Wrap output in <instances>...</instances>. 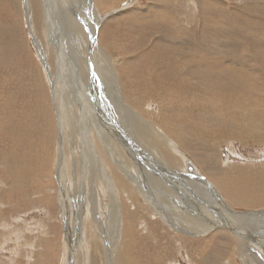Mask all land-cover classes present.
Listing matches in <instances>:
<instances>
[{
    "label": "rangeland",
    "instance_id": "rangeland-1",
    "mask_svg": "<svg viewBox=\"0 0 264 264\" xmlns=\"http://www.w3.org/2000/svg\"><path fill=\"white\" fill-rule=\"evenodd\" d=\"M69 1H73V0H67V1L66 0L65 1L64 0L63 1L61 0H36L37 4H34L33 0H30L29 4L26 0H0V27H3V28L6 27V29L9 30V34L3 36L2 38L4 39H1L3 45L7 42L8 49L3 48L2 50H0V65H2L0 66V264H68L67 256L69 258L68 251L70 247L69 236L71 238L72 235H73L72 236L73 239L71 243H73L74 246H76L75 259L77 258L78 260L77 264H96V259L94 256H96L98 259L97 264H102V262L104 264H111V263L121 264L118 259V253L116 252V250L115 251L113 250V246H114V241L116 240L117 247L118 249H120L121 244H123V241H124L122 231L125 230V227H127V224L126 222L122 223L121 221L119 224L120 231L116 233H112L109 230V226L111 225L112 221L117 222L116 218L114 220L111 219L110 214H109L112 198L115 200L117 205H119V211H118L119 216H120L119 218L123 221H127L128 219L133 220L131 227L132 228L134 227L133 236L135 239H137V242L134 243V246H132L130 251L133 255H135L138 261L137 264H249L247 261H250V260H251V264H264V247L263 246L257 243L251 242V245L248 247V249L243 250L241 248L240 242L237 241L234 237V232L237 234H240L246 240H248L250 237H254L257 235H264V194L261 193V192H264V179H262L264 177L263 176L264 171H262L264 170V167H263L264 166V143L263 142L259 143V142H252V141H249V142L242 141L241 139H236V140L235 139H227V140L225 139L224 141H222L223 143L219 142L216 145L217 147H220V148L222 146V149L224 150V151L221 150L222 151L221 158L218 159L219 163L224 162L225 164H228L227 166L229 167H231L234 163L235 164L233 166H239V167L251 168L253 166V168L261 170L262 173H260L258 176L255 177L256 179L262 181L260 183V193L251 196L250 200L247 203H244L241 201H237V202L234 201L232 198L227 196L226 193L222 189H220L221 187L218 185L217 181L214 180L213 176L220 175L221 173L219 172L218 169L215 168L213 163H210L207 160L209 159V154L211 153L210 152L211 150L208 148L206 149V147L203 146L202 143H200L201 141L199 139H197L193 135L191 136L189 135L190 139L188 138L189 140L188 147L183 148L179 145L178 147L179 149L181 150L185 149L186 154L188 152L187 156L191 159V161H187V164H188L187 165L188 167L186 166L187 168L183 166L185 170L181 168H175L177 173H174L175 169L170 170L168 168L169 173L172 175V181L174 180L173 182L175 183V180H177L175 183L177 194L173 196L170 195V199L172 198L171 203L173 202L175 203L176 200H178L179 196L185 197L183 199L179 197L180 199H182L181 203L185 205L184 207L182 206L181 207L184 208V210L187 211L188 213L190 211L189 213L190 215H195V216L204 217V218H210L213 216V213L211 211H208V209H205L207 211L205 212L204 209L203 211L201 209H198L197 205H194V202L196 201V199L198 200V202L200 201L198 198H196V195H195L196 193L194 194L193 191L191 190L188 191L186 187L184 186V184L181 182V179L179 177L181 178L184 177L188 180H192V181H189L190 184L192 183L197 184V182H199L200 185L202 184L203 186L202 185L201 186L203 190L206 192L207 196L210 199H212L211 196H213L212 201L216 203L218 202V198L216 197V191L214 190L218 189L219 190L218 193L220 195H223L221 197L226 199V201L233 208L234 211L237 210V212H244L246 214L249 213V216H250L249 217L250 219L246 222V224H244L245 226L244 225L237 226L238 228L237 230L231 229V228L229 229L225 227H222V228L218 227L206 234L195 235V234L187 233V234H184L185 235L184 237H181L179 234V231L178 230L176 231L173 227L169 226L168 225L169 223L167 222L166 219L161 217V215L154 214V212L151 210L149 206V203H148L149 201L145 198V195H142L137 189V187L145 189L143 191L145 192V194L146 193L148 194V196L146 194L147 197H150V196L152 197L154 195L156 199V194L158 192V189L156 190L155 188H157V185H158L157 181L159 179L158 177H156L158 180L156 178H152V182H150L151 177L149 176V172L153 171L155 176H158V174L160 176V174L163 172L161 170V168L163 167L160 168L157 165H153L154 166L153 169L149 167V166H152L151 164L152 160L151 158H149L150 152L146 151V149L143 148V146L140 143H137L138 145L137 149L138 151H141V152L145 150L146 156L144 154H141V152L138 153L139 159H138V162L137 161L136 162L139 168L137 164L135 165L129 164L128 167H125L123 164V161L117 159L118 157L116 158L115 155L119 154V152H118V147H116V150H115V147L114 148L112 147L114 145L113 142H116L117 145H119L120 147L122 146L125 149H127L125 147L127 146L129 150L133 151L134 153L136 152V148L131 146L130 140L124 134V130H126V127H125L126 122L124 119L122 109H120L118 104H116V102H114V100L111 98L112 94L110 93V91H108V88H106V83L103 82L104 80H99L97 78L96 73H94L95 76H93L92 74H89V78L90 77L92 78V83H91V79H89V83L87 81V84H90V85L86 87L88 88L87 90H89L87 95L90 99L89 107L91 109L88 108L89 114L88 116L86 115V118H87L86 125H84L85 120H83L84 116H82L81 111H80V114H81L80 116L82 118L80 117L79 119H82L81 126L84 127V129L83 127H81V130L88 132V135H89L88 141L90 143L91 148L93 147L92 148L93 152L96 150L97 151V152L95 151L96 154L98 153L96 155V160H97V163L99 164V170L101 172V173L99 172L100 178L104 183L107 181V184L105 183L106 187L103 188V191L102 189L100 190V188L98 189V185L95 182L93 184L90 182L91 187L88 188L89 195H93V197L96 196V198L94 199L95 202H92L91 204L92 206H90V211L88 215L93 214L92 218L96 217L97 222H101L99 225L100 231L97 232V234L99 237L98 238L99 247H100L99 249L102 251V253L93 255L95 246L92 245L91 240H90L93 229L89 228L88 226L87 218H89V216L87 217L86 214H83L80 211L81 207L84 206L83 211L85 212V204L84 205L80 204L81 202L80 198L77 199L76 201L71 200L72 205L70 207L71 209L72 208H75V209H72V213L70 217V214L63 212V208H62V204L60 200L62 196L67 197L69 192L71 193L73 192V190L75 191L74 188L77 186H78L77 191L78 193L80 191V195H81L80 189L84 188V191H86L85 186L87 185L85 183V180H83V174H82L83 169H80L81 173H79L80 174L79 178L78 176L76 177L74 165L72 162L69 161L68 157H66L65 160L62 161V166H64L63 171L61 173L58 171V159L60 158L62 160V157H60V150H59L60 145L57 142L58 138L56 134L57 129H60V125L57 124L58 122L56 121L58 120V118H62V114L58 111V108L56 105H53L52 112L48 114H45L41 111V108L44 106L46 101L50 102L47 95L51 93V88L53 86V80L51 78L52 76L54 77V75H56L57 77L58 76L60 77V81H59L60 83L58 85L59 89H62L61 87L68 88L67 93L66 91H63L64 95L72 96V94H75V92H77V90L80 87L79 86L80 76H81L80 69L83 64H81L80 59H76L75 56L82 55L83 53H82L81 47H80L81 50L80 48L79 50L76 48L75 42H72L74 41V39H72V37L69 35L70 32L68 29L69 27L67 25V17L65 16L66 11L68 13L71 11L72 16L74 17L79 16L82 18L81 20L83 21L82 22L83 28L85 31L89 33L88 36L90 37V39L92 37L94 38L93 25L95 23L98 24L99 30L97 29V38L100 37L103 43H105V47L111 50V51L108 50V52L116 56V65L120 69L119 70L120 72L119 80H120V84L122 86L123 91L126 92L127 90L126 93L127 94L130 93V95L131 93L132 95H134L135 93L137 96H141V97L148 96L145 98L146 99L145 104L151 105L153 109L157 110L161 106H162L161 108H163V105L161 104V100L158 99V95L155 92L154 86L158 82V80H157V75H155L156 73L153 74L154 71L152 68L153 63H154V65H156L157 67L159 66L158 70H160L163 66V61H159L160 63L157 61L155 62V60H151L149 56L162 55V52L157 50L158 48H156V46L154 45V42L157 41L154 39L158 37V39L162 40L164 39V37L167 38L168 35L170 37L168 36L167 39L165 38L164 40H162L163 41L162 47H163V51L166 50L165 53H169L173 57L174 60L178 62L179 60L180 61L186 60L187 68H192L193 70L195 69L197 73H199V70H202V71L205 70V73L207 74V76H210L213 73H218L219 74L218 77L225 80V83L227 84L232 83V81H236V83L240 84L238 87L242 89L243 92H245L244 93L246 96L245 99L248 104L250 103V98L248 96L249 94L247 90L252 84H253L252 86L256 85L258 87V94H259L258 97H261L260 99H262L264 102V66H263L264 45H262L264 43V38H263L264 37V33H263L264 32L263 31L264 29V23H263L264 22V11H263L264 10V0H259V1L258 0H249V1L248 0H229V1L228 0H217L218 3L220 2L219 4H217L216 0L215 1L214 0H204V1L196 0L197 2H195V0H189V1H186V0H167V1L166 0L165 1L164 0L163 1L154 0V2L153 0H123V1L104 0V2L110 3L112 5H110V7H105V9H103L100 6L98 7L102 11L101 18L103 20L95 16L93 12V9L95 7L94 2L88 7V3H85V1L83 0L81 2H79L80 0L78 2L77 0L75 2H69ZM221 1H224V2L222 3ZM246 1H248V3H246ZM31 2H33L32 4L34 5L36 9V13H37L36 17L33 15V18H32L33 25H30V20H28V15L26 16L24 12L25 7L29 11L33 9L31 8L32 7ZM244 2L246 6H244L245 5ZM62 3H66L67 5L63 6ZM194 4L196 5L194 6ZM188 5H189V9L187 8ZM46 6L48 7V9L45 8ZM86 8L88 10H86ZM158 8H162V9L164 8V10L167 11L168 13L167 16L170 18V20L161 19V17L157 13V10H155ZM45 12L49 13V17L45 19L47 20L46 23L44 21ZM88 12H91L92 19L86 17V14ZM33 13H35L34 9H33ZM141 13L143 14L141 15ZM135 14L136 15L139 14V16H135ZM81 15L82 16L84 15L85 18H83ZM181 16H183V18L186 19V21L182 19ZM88 19L91 20L93 24H90L88 22ZM251 19L252 20L254 19V21H251ZM154 20H155V24L153 23ZM193 21L195 22L193 23ZM255 21H257V23ZM178 23L182 25L185 24V25L181 26ZM176 26L177 27L181 26L180 27L181 29L177 28ZM170 27L174 31L169 30ZM176 28L178 29L179 32H177ZM255 28L258 30H256ZM183 29L184 30L186 29V30L184 31ZM168 30H169V34H168ZM33 32H34V35H33ZM170 32H172V34ZM206 32H208V34ZM186 33H188L189 35ZM215 33H216V37H215ZM142 35L145 36L144 37L145 39L143 38ZM21 39H23V41ZM166 40L168 41L166 42ZM172 40L176 41V43L178 41L177 46L175 42H172ZM137 42L139 43L140 46L138 45ZM180 44L189 45V47L191 46L190 47L191 49H189V47H187V50H185L186 47L180 48V46L178 47V45ZM213 44H214L215 49L213 47ZM14 45L16 46L14 47ZM203 45H206V46H203ZM258 45H260L261 47ZM122 46L123 47L125 46V47L123 48ZM164 47H166V49ZM179 48L181 50H179ZM211 48H213L214 50ZM257 48H259V50H257ZM260 48L262 51L260 50ZM169 49H171L172 51L174 50V51L172 52ZM205 49H206V52H205ZM216 49L217 51H215ZM254 49L256 51H254ZM134 50H136L138 54ZM200 50H203V51H200ZM78 51H80L81 53H79ZM175 53L178 56L174 55ZM204 53H205V56H204ZM91 54L92 53L90 52L89 57L91 56ZM82 56H84V54ZM186 56H189L188 57L189 59H187ZM21 57L23 58L21 59ZM210 57L215 58V59H220V61L223 63H226V62L229 63L231 59H235L239 61L238 67L240 68V71H241L240 74L233 73V70H230L229 68L225 70H223V68L218 69L208 60ZM220 57H222L223 59H221ZM137 59L138 61H136ZM60 61H63L64 63L63 69L60 66ZM125 61H127L128 63ZM147 61H150V62H147ZM189 61H192V62H189ZM144 62H146L147 64ZM243 62H246L248 64L252 63L257 70L259 69L258 72L254 74L253 71H249ZM71 63L73 64V66H71ZM194 63L196 66L194 65ZM150 64H151V67H150ZM223 67H226V66H223ZM75 68L77 69V72H75ZM245 74L247 75V77H249L248 78L249 81L245 77ZM73 77H75V79ZM175 78L176 77H174L173 79L174 81L176 80ZM125 79H127L129 82ZM149 79H151V81H149ZM243 79H246V80H243ZM62 81L63 82L65 81V83L61 84ZM129 85H132V86H129ZM169 85L170 83L168 84L167 87L164 85L165 87L161 90V92H164V91L165 93L168 92L167 89L171 88ZM123 86L125 89L123 88ZM128 87L131 90L128 89ZM152 91L156 95L153 94L154 95L153 96L151 94ZM137 93H139L140 95ZM18 95H21L20 99ZM9 97L14 98L10 107L7 105L10 102ZM151 97L153 98L151 99ZM40 101L42 103H39ZM132 103L133 102H131V104ZM174 104H176V102H174ZM132 105H133L132 107L134 108V110L136 109L138 112H141L143 116L147 118V115L144 112L145 110L142 107L134 103ZM96 107L98 108V110ZM134 110L130 112L129 107H128L126 109L127 116L131 117L132 119H135L136 112ZM170 110H172V113L169 114L168 112V114L170 116L174 115L173 117L175 118V115H177L176 110H174L173 108H171ZM93 112L95 113V115H93L94 114ZM89 118L92 120H89ZM98 121L100 123H97ZM197 121H200L199 117L197 118ZM4 127H10L8 128V132L4 133V130H3ZM96 127L98 128L96 129ZM184 127H185V130L188 131V127L186 126V124ZM47 130H54V134H53L54 144L52 145V143H50V145L52 146H49V147L46 146V143L49 142V140H51V137L48 135L50 133ZM112 136H113V139H112ZM104 137L106 138L108 137L107 139L109 140V142L108 141L104 142L103 141ZM41 138H45V139H41ZM201 145L203 148L201 147ZM196 153H198V155H196ZM203 154L205 157L202 156ZM211 154H213L212 157L214 158V161H217L216 155L214 153H211ZM132 155L134 156V154ZM150 155L152 159L154 156L155 161L160 160L158 156H155L156 154L150 153ZM206 155L208 156L207 159H206ZM147 161L150 163H148ZM101 163L104 166H102ZM189 163L193 165H190ZM145 165L147 168L145 167ZM220 165L222 166V164ZM210 168L213 170L210 171ZM142 169L143 170L147 169L149 172L147 171L148 172L147 173L146 170L143 171ZM14 171H17L16 174L13 173ZM113 172H116L119 176L123 177V179H126L125 181L127 185L129 186L131 185L130 186L131 191L138 198L136 197L134 198L133 194H128V197L132 196L131 197L132 199L130 197L129 198L126 197L127 195L124 196L122 194V192L115 186V184L111 180V176L112 175L114 176ZM142 173H143V177L141 175ZM108 174L110 176V182H109V178L107 177ZM126 176L129 177L130 179L127 178ZM144 176L146 177L144 178ZM114 178H116V176ZM103 179L106 181H104ZM136 179H138L139 182L141 183H138ZM68 180H69V187L66 186L67 184L66 181ZM153 181H155L154 182L155 184L153 183ZM206 186H209V187H206ZM154 189L155 191H153ZM186 197H188V199ZM208 197L206 198V201H209ZM96 199L100 203L97 202ZM136 199L138 203H141L142 209H140L139 206L137 208L135 207V203H134L135 201L133 200H136ZM237 204L238 205L240 204V205L238 206ZM130 207L131 208L133 207V208L131 209ZM160 208L161 209L157 207V210H160V211L163 210V207L161 205H160ZM131 210L135 213H138L139 218L137 219L132 218L130 213H128ZM165 212H168V211H164L162 213H165ZM157 216L159 219L157 218ZM67 217L69 219H67ZM66 221H69V224L67 225V227L65 225ZM70 221L73 223V225L77 224V230L72 235L69 232L68 237L66 238L68 227L71 232L74 231V227L72 228L70 227V225H72L70 224L71 223ZM169 227L172 229H170ZM80 241L84 244L83 249L79 247ZM110 248L115 252V253L113 252V256H109L110 254H108V251ZM101 257H103V260H101ZM109 257H112V261L108 260Z\"/></svg>",
    "mask_w": 264,
    "mask_h": 264
},
{
    "label": "bare ground",
    "instance_id": "bare-ground-1",
    "mask_svg": "<svg viewBox=\"0 0 264 264\" xmlns=\"http://www.w3.org/2000/svg\"><path fill=\"white\" fill-rule=\"evenodd\" d=\"M29 4L30 0H26ZM63 1V0H61ZM65 1V0H64ZM67 1V0H66ZM76 0L73 1H69V2H75ZM79 0H77L78 2ZM82 0H80L79 2H81ZM85 1V3H88V7L89 5H91L93 2L95 3V7L93 9V12L95 14L96 17L101 18L102 15V11L98 8L99 6L102 7L103 9H105V7H110V3H106L104 2V0H83ZM123 1V0H121ZM159 1V0H158ZM163 1V0H162ZM165 1V0H164ZM167 1V0H166ZM189 1V0H186ZM204 1V0H203ZM215 1V0H214ZM213 1V3H214ZM229 1V0H228ZM249 1V0H248ZM248 1H246V3H248ZM259 1V0H258ZM23 2V1H21ZM34 4L36 3V0H33ZM33 2H31V5L34 10L35 13H33V9H31V11H29L26 7H25V14L26 16L28 15V20H30V25L32 24V18L33 15L36 17L37 13H36V9L34 7V5L32 4ZM133 2V1H131ZM154 2V0H153ZM151 2V3H153ZM195 2H197L195 0ZM193 2V3H195ZM217 2V0H216ZM222 3L224 1H221ZM241 2V1H240ZM254 2V1H253ZM261 2V1H260ZM52 3V2H51ZM83 3V2H82ZM120 3V2H118ZM156 3V2H155ZM154 3V4H155ZM178 3V2H177ZM201 3V2H200ZM210 3V2H209ZM220 3V2H219ZM217 2V4H219ZM263 3V2H262ZM23 4V3H22ZM69 4V3H68ZM205 4V3H203ZM216 4V3H215ZM245 4V2H244ZM63 6H66V3H62ZM161 5V4H160ZM164 5V4H163ZM196 4H194L195 6ZM237 5V4H236ZM258 5V4H257ZM263 5V4H261ZM78 6V5H77ZM80 6V5H79ZM83 6V5H82ZM149 6V5H148ZM166 6V5H165ZM164 6V7H165ZM233 6V5H232ZM243 6V4H242ZM246 6V4L244 5ZM249 6V5H248ZM60 7V6H59ZM87 7V8H88ZM163 7V6H161ZM167 7V6H166ZM187 7V6H186ZM241 7V6H240ZM14 8V7H13ZM46 9H48V7H45ZM54 8V7H53ZM70 8V7H69ZM72 8V7H71ZM77 8V7H76ZM86 8V10H88ZM148 8V7H147ZM146 8V9H147ZM150 8V7H149ZM180 8V7H179ZM189 9V5L187 7ZM197 8V7H196ZM202 8V7H201ZM244 8V7H243ZM246 8V7H245ZM68 9V8H67ZM73 9V8H72ZM75 9V8H74ZM109 9V8H108ZM194 9V8H193ZM15 10V9H14ZM13 10V11H14ZM71 10V9H70ZM79 10V9H78ZM157 10L158 15L161 17V19H169L170 18L167 16V11L164 10V8H158L155 9ZM171 10V9H169ZM81 11V10H80ZM147 11V10H146ZM149 11V10H148ZM179 11V10H178ZM193 11V10H192ZM210 11V10H209ZM264 11V10H263ZM17 12V11H16ZM19 12V11H18ZM30 12V13H29ZM77 12V11H76ZM75 12V13H76ZM83 12V11H82ZM81 12V13H82ZM153 12V10H152ZM194 12V11H193ZM227 12V11H226ZM51 13V12H50ZM138 13V12H137ZM136 13V14H137ZM146 13V12H145ZM144 13V14H145ZM155 13V12H154ZM180 13V12H179ZM202 13V12H201ZM239 13V12H238ZM15 14V13H14ZM31 14V15H30ZM135 16H139L136 15ZM143 13H141L142 15ZM170 14V13H169ZM172 14V13H171ZM187 14V13H186ZM214 14V13H212ZM47 15V17H46ZM79 15V14H78ZM156 15V16H158ZM209 15V14H208ZM45 16V17H44ZM44 21L46 23L47 20H45L46 18L49 17V13L45 12L44 15ZM65 16L67 17V25H68V29L70 32V36L72 37V39H74L76 48L79 50V48H82V53L84 54V56L82 55H76V59H80V62L82 65L81 69H80V87L77 90V92H75V94L71 95H64L63 91H66L67 93V87H61L62 89H59L58 85H59V81H60V77L58 79V77L56 75H54V77L52 76V80H53V86L51 88V93H49L48 98L50 100L46 101V103L44 104V106L41 108V111L45 114H48L50 112H52L53 110V105H56L58 108V111L62 114V118H58V120L56 122H58L57 124L60 125V129H57L56 134H57V142L60 145V157H62V160L59 158L58 159V171L61 173L63 171L64 166H62V161L65 160L66 157H68L69 161L73 163L74 165V169H75V173H76V177L78 176L79 178V173L80 169H83L82 174H83V180H85V183L87 186L86 187V191H84V188L80 189L81 190V195H80V191L78 193L77 189L78 186L75 187V191L73 190V192H69L68 190V196H62L61 197V204H62V208H63V212L70 214L71 217V213H72V208L71 209V205L72 202L71 200H77V199H81L80 204H85V212L83 211L84 206L81 207V212L83 214H86V216L89 218H87L88 220V226L89 228L93 229V232L91 234L90 240L92 245L95 246L94 251H93V255L94 254H101L102 251L99 249V237L97 232H99L100 230V223L101 222H97L96 217L92 218V215L89 214L90 211V206H92V202H95V198L96 196L93 197V195H89L88 193V188L91 187L90 182L93 184L94 182L98 185V189L100 188V190L106 187L105 183L107 184V181L105 183L101 180L100 175H99V164L97 163L96 160V152H93V147L91 148L90 143H89V135L88 132L86 131H82L81 130V126L82 119H79L82 114V116H84L85 120V124L86 125V115L88 116V108H90V99L88 97V88L86 86L90 85L87 84V81L89 83V79H91V83H92V78H89V74H92L93 76H95L94 73L97 74V78L99 80H104L103 82L106 83V88H108V91H110V93L112 94L111 98L114 100V102H116V104H118V106L120 107V109H122L123 115H124V119L126 122V130H124V134L125 136L130 140V144L132 147L136 148V152L134 153L133 151L129 150V148L127 146H125L127 149L123 148L122 146L120 147L119 145H117L116 142H113V148L118 147V152L119 154L115 155L117 159L123 161V164L125 167H128L129 164H137L138 162V153H140L141 151H138L137 149V143H140L143 148L146 149V151H149L151 154L154 153L156 154L155 156H158L160 158V160H156L153 156V159L149 153V158H151L152 162V166H149L151 169L154 168L153 165H157L161 168V170L163 171L160 176L158 174V176H155V174L153 173V171H148L147 169L146 172H149V176L151 177L150 182H152V178H156L158 177V185L157 188H155L156 190L158 189V192L156 194V199L154 197V195L151 197H147L145 192L140 187H137L138 191L142 194L145 195V198L149 201V206L151 208V210L154 212V214H158L161 215V217H163L164 219L167 220V222L169 223L168 225L173 227L176 231H179V234L181 237H184V234H195V235H199V234H206L208 232H211L213 229L215 228H231V229H235L237 230V226H243L244 224H246V222L250 219L249 217V213L246 214L244 212H237L233 210V208L228 204V202L226 201V199H224L223 195H220L218 193V189L214 190L216 191V197L218 198V202H214L212 201V199H210L206 192L203 190L202 186L200 185L199 182H197V184L192 183L190 184L189 181L192 180H188L186 178H181V182L184 184V186L186 187V189L188 191H193V193L196 195V201L194 202V205H197L198 209L201 210H205L208 209V211H211L213 213V216L210 218H204V217H199V216H195V215H190V211L189 213L187 211L184 210L185 205L182 202V199L185 197H180L179 194L178 196L182 199H180L178 196V200H176V202L171 203V199H170V195H176L177 194V189H176V181L175 183L172 181V175L169 173V169L173 170L175 168H181L184 169L187 168L188 164L187 161H191V159L187 156L186 154V150L183 149H179V145L183 148L188 147V138L190 139L189 135H193L195 136L197 139H199L203 144V146L206 147V149H210L211 153H214L217 157V161H214V158L212 157L213 154H211L209 151V159H207V155H206V159L210 162L213 163L215 168L219 170V172L221 173L220 175H214V180L217 181L218 185L221 187L220 189H222L227 196H229L230 198H232L234 201H241L244 203H247L251 196L256 195L258 193H260V183L262 181L256 179L255 177L258 176L261 172V170L255 169L253 168V166L251 168H246V167H239V166H227L228 164H225L224 162L219 163L218 159L221 158V148L217 147V143L224 141L225 139H241L242 141H252V142H259V143H264V102L262 99H260L261 97H258V87L256 85L254 86H250L248 91V96L250 98V103L248 104L246 102L245 99V92H243L242 89H240L238 86L240 84L236 83V81H232V83H225V80H223L222 78L218 77L219 74L218 73H213L210 76H207V74L205 73V70H199V73H197L195 71V69L193 70L192 68H187L186 67V60H182L179 62L174 60L173 57L169 54V53H165V51H163V47H162V43L166 37H164V39L160 40L158 39V37L154 40H157L156 42H154V45L156 46V48H158L157 50L162 52V55H151L149 56L151 60H155V62H159V61H163V66L160 70H158L159 66L157 67L156 65H154L153 63V74L156 73L155 75H157V80L158 82L155 84V92L158 95V99L161 100V104L163 105V108H159V109H153L151 107V105H146V97H141V96H137L135 93L134 95H130L127 94V90L126 92L123 91L122 86L120 84V80H119V68L116 65V56L110 54L108 52L109 49H107L105 47V43H103V41L101 40L100 37L97 38V29H98V24H94L93 25V32H94V38L92 37L90 39V37L88 36V32L84 30L83 28V24H82V18L81 17H74L71 14V11L68 13L66 11ZM82 16V15H81ZM94 16V17H95ZM145 16V15H144ZM155 16V15H154ZM180 16V15H179ZM178 16V17H179ZM83 18L84 15L82 16ZM86 17L91 18V12H88L86 14ZM182 19L183 16H181ZM185 17V16H184ZM251 17V16H250ZM39 18V17H38ZM106 18V17H105ZM150 18V17H149ZM187 18V17H186ZM194 18V17H193ZM252 18V17H251ZM27 19V18H26ZM134 19V18H133ZM137 19V18H135ZM139 19V18H138ZM175 19V18H174ZM181 19V18H180ZM15 20V19H14ZM52 20V19H51ZM85 20V19H83ZM96 20V19H95ZM101 20H103L101 18ZM141 20V19H140ZM173 20V19H172ZM171 20V21H172ZM176 20V19H175ZM186 21V19H184ZM191 20V18H190ZM39 21V20H38ZM100 21V19H99ZM133 21V20H131ZM189 21V19H188ZM251 21H254V19ZM262 21V20H261ZM35 22V21H33ZM88 22L90 24H93L91 22V20L88 19ZM98 22V21H97ZM135 22V21H134ZM192 22V21H191ZM195 21H193L194 23ZM200 22V21H199ZM232 22V21H231ZM257 23V21H255ZM86 23V21H85ZM136 23V22H135ZM152 23V22H151ZM153 23L155 24V20L153 21ZM167 23V22H166ZM170 23V22H169ZM188 23V22H187ZM226 23V22H225ZM243 23V22H242ZM264 23V22H263ZM134 24V23H133ZM179 24V23H178ZM223 24V23H222ZM260 24V23H259ZM258 24V25H259ZM38 25V24H37ZM157 25V24H156ZM172 25V24H171ZM181 26H184L182 24H179ZM189 25V24H188ZM187 25V26H188ZM195 25V24H194ZM202 25V24H201ZM254 25V23H253ZM262 25V23H261ZM35 26V25H34ZM175 26V24H174ZM173 26V28H174ZM180 26V27H181ZM249 26V25H248ZM53 27V26H52ZM64 27V26H63ZM137 27V26H136ZM165 27V26H164ZM168 27V26H167ZM177 27V26H176ZM179 26L177 28H180ZM186 27V26H185ZM250 27V26H249ZM261 27V26H260ZM169 28V27H168ZM176 28V29H177ZM206 28V27H205ZM257 28V27H256ZM255 28V29H256ZM263 28V27H262ZM163 29V28H162ZM181 29V28H180ZM219 29V28H218ZM254 29V27H253ZM251 29V30H253ZM260 29V28H259ZM99 30V29H98ZM136 30V29H135ZM140 30V29H139ZM169 30H172V28L170 27ZM169 30H168V34H169ZM184 30V29H183ZM186 30V29H185ZM184 30V31H185ZM225 30V29H224ZM248 30V29H247ZM258 30V29H256ZM50 31V29H49ZM68 31V30H67ZM143 31V30H142ZM167 31V29H166ZM174 31V30H172ZM250 31V30H249ZM264 31V29H263ZM140 32V31H139ZM176 32V31H175ZM177 32L178 29H177ZM210 32V31H209ZM251 32V31H250ZM259 32V31H258ZM19 33V32H18ZM53 33V32H52ZM138 33V32H137ZM165 33V32H163ZM167 33V32H166ZM172 34V32H170ZM182 33V32H181ZM180 33V35H181ZM208 34V32H206ZM217 33V32H216ZM216 33H215V37H216ZM264 33V32H263ZM9 34V30L6 29V27H0V50H2L3 48L8 49L7 46V42L3 45L2 40L4 39L2 38L3 36ZM12 34V33H11ZM14 34V32H13ZM144 34V33H143ZM170 34V35H171ZM179 34V33H178ZM188 34V33H186ZM205 34V33H204ZM220 34V33H219ZM252 34V33H251ZM34 35V32H33ZM163 35V34H162ZM189 35V34H188ZM195 35V34H194ZM221 35V34H220ZM250 35V34H249ZM254 35V34H253ZM143 36V35H142ZM169 36V35H168ZM167 36V38H168ZM17 37V36H16ZM145 36H143L144 38ZM161 37V36H160ZM159 37V38H160ZM170 37V36H169ZM183 37V35H182ZM254 37V36H253ZM19 38V37H18ZM166 38V39H167ZM196 38V37H195ZM264 38V37H263ZM261 38V39H263ZM16 39V38H15ZM145 39V38H144ZM172 39V38H171ZM221 39V38H220ZM257 39V38H256ZM260 39V38H259ZM18 40V39H17ZM23 41V39H21ZM52 40V39H51ZM54 40V39H53ZM114 40V39H113ZM136 40V39H135ZM152 40V39H151ZM169 40V39H168ZM166 40V42L168 41ZM198 40V39H197ZM201 40V39H200ZM219 40V39H218ZM4 41V40H3ZM59 41V40H58ZM137 41V40H136ZM135 41V42H136ZM140 41V40H139ZM142 41V40H141ZM171 41V40H170ZM209 41V40H208ZM220 41V40H219ZM112 42V41H111ZM134 42V44H135ZM164 42V43H166ZM175 42L176 41H173ZM188 42V41H186ZM207 42V41H206ZM215 42V41H214ZM235 42V41H234ZM254 42V40H253ZM124 43V42H123ZM138 43V42H137ZM148 43V42H147ZM169 43V42H168ZM182 43V42H181ZM211 43V42H210ZM221 43V42H220ZM233 43V42H232ZM256 43V42H255ZM263 43V42H262ZM48 44V42H47ZM129 44V43H128ZM144 44V43H143ZM178 44V41L176 43V46ZM203 44V43H202ZM218 44V42H217ZM236 44V43H235ZM62 45V44H61ZM74 45V44H73ZM109 45V44H108ZM139 45V43H138ZM137 45V46H138ZM169 45V44H168ZM175 45V44H174ZM201 45V44H200ZM264 45V43L262 44ZM16 45H14L15 47ZM35 46V45H34ZM114 46V45H113ZM135 46V45H134ZM140 46V45H139ZM180 46V48H184L186 47L185 50H187V47H189V45L186 44H180L178 45V47ZM206 46V45H203ZM201 46V47H203ZM208 46V45H207ZM235 46V45H234ZM242 46V45H241ZM246 46V45H245ZM260 46V45H258ZM42 47V46H40ZM111 47V45H110ZM123 47V46H122ZM125 47V46H124ZM123 47V48H124ZM142 47V46H141ZM174 47V46H173ZM191 47V46H190ZM189 47V49H191ZM193 47V46H192ZM196 47V45H195ZM214 47V44H213ZM217 47V46H216ZM256 47V46H255ZM261 47V46H260ZM263 47V46H262ZM10 48V47H9ZM80 48V50H81ZM144 48V47H143ZM166 49V47H164ZM179 48V50H181ZM199 48V47H198ZM15 49V48H14ZM38 49V48H37ZM75 49V48H74ZM128 49V48H127ZM133 49V48H132ZM145 49V48H144ZM174 49V48H173ZM176 49V47H175ZM178 49V48H177ZM193 49V48H192ZM200 49V48H199ZM198 49V50H199ZM213 49V48H211ZM215 49V47H214ZM213 49V50H214ZM249 49V48H248ZM24 50V49H23ZM64 50V49H63ZM137 50V49H136ZM136 50H134L136 52ZM141 50V49H140ZM150 50V49H149ZM156 50V51H157ZM171 50V49H169ZM212 50V51H213ZM235 50V49H234ZM243 50V49H241ZM257 50H259V48H257ZM261 50V48H260ZM20 51V50H19ZM37 51V50H36ZM41 51V50H40ZM39 51V52H40ZM111 51V50H109ZM138 51V50H137ZM168 51V49H167ZM172 51V50H171ZM174 51V50H173ZM172 51V52H173ZM183 51V50H182ZM189 51V50H188ZM203 51V50H200ZM210 51V50H209ZM217 51V49L215 50ZM254 51H256L254 49ZM262 51V50H261ZM60 52V51H59ZM64 52V51H63ZM79 53H81L80 51H78ZM92 53L91 56L89 57V53ZM115 52V51H114ZM123 52V51H122ZM130 52V51H129ZM128 52V53H129ZM142 52V51H141ZM150 52V51H149ZM186 52V51H185ZM193 52V51H192ZM197 52V51H196ZM206 52V49H205ZM232 52V51H231ZM239 52V51H238ZM21 53V52H20ZM43 53V52H42ZM137 53V52H136ZM143 53V52H142ZM159 53V52H158ZM177 53V52H176ZM174 55H177V54ZM191 53V52H189ZM257 53V52H256ZM45 54V52H44ZM131 54V53H130ZM138 54V53H137ZM153 54V53H152ZM181 54V53H180ZM203 54V53H202ZM20 55V54H19ZM60 55V54H59ZM187 55V53H186ZM221 55V54H219ZM250 55V54H249ZM11 56V55H10ZM9 56V57H10ZM16 56V55H15ZM21 56V55H20ZM40 56V55H39ZM45 56V55H44ZM178 56V55H177ZM176 56V57H177ZM205 56V53H204ZM207 56V55H206ZM247 56V55H246ZM8 57V58H9ZM123 57V56H121ZM138 57V56H137ZM147 57V56H146ZM185 57V56H184ZM187 59H189V56H186ZM198 57V55H197ZM201 57V56H200ZM209 57V56H208ZM216 57V56H215ZM227 57V55H226ZM229 57V55H228ZM243 57V56H241ZM23 57H21L22 59ZM61 58V57H60ZM126 58V57H125ZM181 58V57H180ZM206 58V57H204ZM221 59H223L222 57H220ZM12 59V58H11ZM120 59V58H119ZM144 59V58H143ZM182 59V58H181ZM185 59V58H183ZM203 59V58H202ZM208 59V58H207ZM16 60V59H15ZM18 60V59H17ZM150 60V61H151ZM214 66H216L218 69L223 68V70L229 68L230 70H233V73L236 74H240V68L238 67V63L239 61L235 60V59H231L229 63H223L220 61V59H215V58H209L208 59ZM226 60V59H225ZM24 61V60H23ZM138 61V59L136 60ZM145 61V60H144ZM147 61V62H150ZM188 61V60H187ZM198 61V60H197ZM203 61V60H202ZM223 61V60H222ZM250 61V60H248ZM9 62V61H8ZM20 62V61H19ZM127 62V61H125ZM135 62V61H134ZM153 62V61H152ZM192 62V61H189ZM17 63V62H16ZM23 63V62H22ZM74 63V62H73ZM128 63V62H127ZM146 63V62H144ZM160 63V62H159ZM196 63V62H195ZM194 63V65H195ZM200 63V62H199ZM244 65H246V68L249 71H253L254 74H256L258 72V70L255 68V66L252 63H246L243 62ZM63 64V65H62ZM90 64V66H89ZM147 64V63H146ZM256 64V63H255ZM9 65V64H8ZM22 65V64H21ZM49 65V64H48ZM199 65V64H198ZM2 66V65H0ZM60 66L63 69L64 63L63 61H60ZM71 66H73V64L71 63ZM70 66V67H71ZM75 66V65H74ZM78 66V65H77ZM130 66V64H129ZM196 66V65H195ZM226 66V67H223ZM263 66H264V58H263ZM17 67V66H16ZM47 67V66H45ZM151 67V64H150ZM198 67V66H197ZM202 67V66H200ZM260 67V66H259ZM15 68V67H14ZM121 68V66H120ZM199 68V67H198ZM123 69V68H122ZM121 69V70H122ZM146 69V68H145ZM261 69V68H260ZM11 70V69H9ZM14 70V69H13ZM128 70V69H127ZM126 70V71H127ZM135 70V69H133ZM210 70V69H209ZM211 71V70H210ZM213 71V70H212ZM49 72V71H48ZM75 72H77V69L75 68ZM79 72V71H78ZM125 72V71H124ZM137 72V71H136ZM135 72V73H136ZM146 72V71H145ZM9 73V72H8ZM20 73V72H19ZM126 73V72H125ZM139 73V72H138ZM197 73V74H195ZM122 74V73H121ZM134 74V73H133ZM231 74V73H230ZM260 74V73H259ZM125 75V74H124ZM128 75V74H127ZM24 76V74H23ZM28 76V75H27ZM26 76V77H27ZM123 76V75H121ZM126 76V75H125ZM130 76V75H129ZM145 76V75H144ZM153 76V75H152ZM236 76V75H235ZM131 77V76H130ZM146 77V76H145ZM150 77V76H149ZM148 77V78H149ZM174 77H176L175 81L173 80ZM233 77V76H232ZM245 77H247V75L245 74ZM75 79V77H73ZM72 78V79H73ZM78 78V77H77ZM128 78V77H127ZM133 78V76H132ZM137 78V77H136ZM154 78V77H153ZM240 78V77H239ZM263 78V77H262ZM65 79V78H64ZM156 79V78H155ZM154 79V80H155ZM241 79V78H240ZM63 80V79H62ZM95 80V79H94ZM127 80V79H125ZM228 80V79H227ZM239 80V79H238ZM246 80V79H243ZM21 81V80H20ZM25 81V80H24ZM39 81V80H38ZM79 81V80H78ZM77 81V82H78ZM128 81V80H127ZM149 81H151V79H149ZM153 81V80H152ZM156 81V80H155ZM249 81V80H248ZM27 82V81H26ZM129 82V81H128ZM65 83V81L61 82V84ZM77 83V84H79ZM97 83V82H96ZM133 83V82H132ZM138 83V82H137ZM140 83V82H139ZM150 83V82H149ZM170 83V87L169 89H167L168 92L165 93L161 92V90L166 86H168V84ZM259 83V82H258ZM126 84V83H125ZM248 84V82H247ZM29 85V83H28ZM34 85V84H33ZM105 85V84H104ZM148 85V84H147ZM154 85V84H153ZM165 85V86H164ZM185 85V86H184ZM246 85V84H245ZM102 86V85H101ZM132 86V85H129ZM149 86V85H148ZM30 87V86H29ZM70 87V85H69ZM91 87V86H90ZM98 87V86H97ZM105 88V89H106ZM124 88V86H123ZM151 88V87H150ZM153 88V86H152ZM191 88V89H190ZM247 88V87H246ZM4 89V88H3ZM125 89V88H124ZM128 89H130L128 87ZM131 90V89H130ZM260 90V88H259ZM26 91V90H25ZM28 91V90H27ZM107 91V90H106ZM246 91V90H245ZM21 92V91H20ZM130 92V91H129ZM255 92V93H254ZM261 92V90H260ZM15 93V92H14ZM22 94V93H21ZM109 94V93H108ZM139 94V93H137ZM151 94L153 95L154 92L152 91ZM154 94V95H156ZM169 94V96H168ZM247 94V93H246ZM262 94V92H261ZM51 95V96H50ZM74 95V96H73ZM140 95V94H139ZM144 95V93H143ZM149 95V94H148ZM153 95V96H154ZM19 99L21 98V95H18ZM50 96V97H49ZM74 97V98H73ZM156 97V96H155ZM23 98V97H22ZM153 97H151L152 99ZM7 99V98H5ZM13 97H9V104H7L9 107L11 106V103L13 101ZM131 102H133L134 104L142 107L144 110V112L147 115V118H145L143 116V114L141 112H138L136 109L134 110V108L132 107L133 103L131 104ZM174 102H176V104H174ZM8 103V102H7ZM39 103H42L41 101ZM18 104V103H17ZM32 104V103H31ZM114 104V103H113ZM35 105V104H33ZM39 105V104H38ZM43 105V104H42ZM95 105V104H94ZM102 105V104H101ZM41 106V105H40ZM98 106V105H96ZM16 107V106H15ZM18 107V106H17ZM32 107V106H31ZM36 107V106H35ZM69 107V108H67ZM95 107V106H94ZM101 107V106H100ZM129 107V111L132 112L133 110L136 112L135 113V119H132L131 117H128L126 114V109ZM30 108V107H29ZM93 108V107H92ZM97 108V107H96ZM139 108V107H138ZM171 108H173L174 110H176L177 115H175V118L173 116H170L169 114L172 113V110H170ZM19 109V108H18ZM31 109V108H30ZM29 109V110H30ZM91 109V108H90ZM119 109V108H118ZM133 109V110H132ZM15 110V108H14ZM32 110V109H31ZM36 110V109H35ZM98 110V108H97ZM80 111L82 112L80 114ZM94 111V110H93ZM119 112V111H118ZM169 112V114H168ZM175 112V111H174ZM94 113V112H93ZM98 113V112H97ZM7 114V113H6ZM15 114V113H14ZM117 114V113H116ZM95 115V113L93 114ZM117 116V115H116ZM20 117V116H19ZM96 117V116H95ZM200 118V121H197V118ZM29 118V117H28ZM36 118V117H35ZM82 118V117H81ZM97 118V117H96ZM120 118V117H119ZM22 120V119H21ZM89 120H92L89 118ZM121 120V119H120ZM123 120V119H122ZM64 123H62V122ZM106 122V121H105ZM164 122V123H162ZM91 123V122H90ZM97 123H100L99 121ZM111 123V122H110ZM105 124V123H104ZM121 124V123H120ZM185 124L188 127V131L185 130ZM89 125V124H88ZM107 125V124H106ZM123 125V124H122ZM4 126V125H3ZM8 128L10 127H4V133L8 132ZM98 127H96L97 129ZM111 128V127H110ZM121 128V127H119ZM84 129V127H83ZM108 129V128H107ZM100 130V129H99ZM98 130V132H99ZM104 130V129H103ZM106 130V129H105ZM50 134H48L51 137V140H49V142L46 143V146H52L54 144V130H47ZM12 132V131H11ZM10 132V133H11ZM188 132V133H187ZM18 133V132H17ZM104 133V132H103ZM108 133V132H107ZM119 134V133H118ZM18 135V134H17ZM13 136V135H12ZM15 136V135H14ZM106 136V135H105ZM108 136V135H107ZM100 137V136H99ZM92 138V137H91ZM101 138V137H100ZM108 138V137H107ZM106 137L103 138L104 142H109V140ZM122 138V137H121ZM41 139H45V138H41ZM110 139V138H109ZM113 139V136H112ZM93 140V139H92ZM119 140V139H118ZM115 141V140H114ZM29 142V141H28ZM46 142V141H45ZM119 142V141H118ZM199 142V141H198ZM50 143H52V145H50ZM111 143V142H110ZM223 143V142H222ZM226 143V142H225ZM241 143V142H240ZM258 143V144H259ZM92 144V143H91ZM96 144V143H95ZM120 144V143H119ZM124 144V143H123ZM128 144V143H127ZM225 145V144H224ZM223 145V146H224ZM110 146V145H109ZM230 146V145H229ZM45 147V146H44ZM202 147V145H201ZM20 148V147H19ZM124 150H123V149ZM203 148V147H202ZM200 149V148H199ZM230 149V148H229ZM142 150V149H141ZM103 151V150H102ZM129 151V152H128ZM146 151L143 150L141 152V154H146ZM191 151V150H190ZM189 151V152H190ZM204 151V150H203ZM202 151V152H203ZM206 151V150H205ZM224 151V150H223ZM53 152V150H52ZM104 152V151H103ZM207 152V151H206ZM46 153V152H45ZM101 153V152H100ZM99 153V154H100ZM195 153V152H194ZM204 153V152H203ZM104 154V153H103ZM114 154V153H113ZM134 154V156L132 155ZM148 154V153H147ZM200 154V153H199ZM230 154V153H229ZM109 155V154H107ZM196 155H198V153H196ZM227 155V154H226ZM102 156V155H100ZM137 156V157H136ZM146 156V155H145ZM200 156V155H199ZM204 156V154L202 155ZM191 157V156H190ZM201 157V156H200ZM198 157V158H200ZM205 157V156H204ZM110 158V157H108ZM148 158V157H146ZM145 158V159H146ZM157 158V157H156ZM103 159V158H102ZM101 159V160H102ZM107 159V158H106ZM105 159V160H106ZM202 159V158H201ZM49 160V159H48ZM150 160V161H151ZM108 161V160H107ZM137 161V162H136ZM140 161V160H139ZM143 161V160H142ZM149 161V160H148ZM147 161V162H148ZM196 161V160H195ZM207 161V162H208ZM222 161V160H221ZM228 161V160H227ZM233 161V160H232ZM69 162V163H70ZM113 162V161H112ZM159 162V163H158ZM202 162V161H201ZM208 162V163H209ZM239 162V161H238ZM71 163V164H72ZM110 163V161H109ZM118 163V162H117ZM144 163V162H143ZM150 163V162H148ZM200 163V162H199ZM246 163V162H245ZM250 163V162H249ZM108 164V163H107ZM106 164V165H107ZM190 164V163H189ZM205 164V163H204ZM203 164V165H204ZM222 164V166L220 165ZM102 165V163H101ZM110 165V164H109ZM119 165V164H118ZM193 165V164H190ZM207 165V164H206ZM210 165V164H209ZM263 165V164H262ZM104 166V165H102ZM138 166V164H137ZM183 166H185V168H183ZM187 166V167H186ZM212 166V167H214ZM241 166V165H240ZM261 166V165H260ZM146 167V165H145ZM167 167V168H165ZM200 167V166H199ZM223 167V168H222ZM256 167V166H255ZM264 167V166H263ZM67 168V167H65ZM105 168V167H104ZM108 168V167H107ZM114 168V167H113ZM139 168V166H138ZM144 168V167H143ZM147 168V167H146ZM159 168V169H160ZM169 168V169H168ZM206 168V167H205ZM209 168V167H208ZM134 169V168H133ZM180 169V170H181ZM99 170V171H98ZM124 170V169H123ZM137 170V169H136ZM143 170V169H142ZM143 170V171H144ZM206 170V169H205ZM213 170L210 168V171ZM131 171V169H130ZM203 171V170H202ZM264 171V170H262ZM17 171H14L13 173L16 174ZM141 172V171H140ZM147 172V173H148ZM189 172V171H188ZM215 172V171H214ZM101 173V172H100ZM114 176H111V180L112 182L115 184V186L122 192V194L126 197H128V194H133L134 193L131 191L130 186L127 185L126 183V179H123V177L119 176L116 172H113ZM112 173V174H113ZM119 173V172H118ZM137 173V172H136ZM158 173V172H157ZM156 173V174H157ZM174 173L176 172V169L174 170ZM198 173V172H197ZM207 173V172H205ZM212 173V172H211ZM103 174V173H102ZM121 174V173H120ZM146 174V173H145ZM201 174V173H199ZM218 174V173H217ZM143 177V173L141 174ZM147 175V174H146ZM184 175V174H183ZM191 175V174H190ZM196 175V174H195ZM63 176V175H62ZM104 176V175H103ZM116 176V178H114ZM130 176V175H129ZM132 176V175H131ZM264 176V174H263ZM65 177V176H64ZM63 177V178H64ZM109 178V182H110V176L108 174L107 176ZM127 177V176H126ZM146 176H144L145 178ZM193 177V176H192ZM260 177V176H259ZM129 178V177H127ZM136 178V177H134ZM194 178V177H193ZM261 178V177H260ZM106 179V178H105ZM130 179V178H129ZM155 179V180H156ZM199 179V178H198ZM264 179V177L262 178ZM261 179V180H262ZM132 180V179H131ZM130 180V181H131ZM134 180V179H133ZM139 182L138 179H136ZM195 180V179H194ZM144 181V180H143ZM67 184L66 186L69 187V180L66 181ZM111 182V183H112ZM155 181H153L154 183ZM180 182V183H181ZM201 182V181H200ZM205 182V180H204ZM145 183V182H144ZM216 183V182H215ZM76 184V183H75ZM133 184V183H131ZM136 184V183H135ZM155 184V183H154ZM90 185V186H88ZM144 185V184H142ZM146 185V184H145ZM148 185V184H147ZM150 185V184H149ZM191 185V186H190ZM214 185V184H213ZM180 186V185H179ZM183 186V188H184ZM82 187V186H81ZM84 187V186H83ZM134 187V186H133ZM132 187V188H133ZM151 187V186H149ZM153 187V185H152ZM205 187V186H204ZM209 187V186H206ZM93 188V187H92ZM211 188V187H210ZM213 188V187H212ZM216 188V187H215ZM134 189V188H133ZM149 189V188H148ZM155 189L153 191H155ZM181 189V187H180ZM185 189V190H186ZM205 189V188H204ZM71 190V189H70ZM91 190V189H90ZM98 191V190H97ZM184 191V189H183ZM208 191V190H207ZM115 192V191H114ZM136 192V191H135ZM180 192V191H179ZM187 192V191H185ZM184 192V193H185ZM74 193V194H73ZM137 193V192H136ZM209 193V192H208ZM264 194V192H261ZM115 194V193H114ZM113 194V195H114ZM138 194V193H137ZM74 195V196H73ZM194 196V195H193ZM192 196V197H193ZM75 197V198H74ZM130 197V196H129ZM128 197V198H129ZM132 197V196H131ZM130 197V198H131ZM136 196L134 195V198ZM176 197V196H175ZM190 197V198H192ZM208 197L209 201H206V198ZM215 197V196H214ZM109 198V197H108ZM133 198V199H134ZM138 198V197H136ZM188 199V197H186ZM229 198V199H230ZM98 199V197H97ZM96 199V201H97ZM132 199V198H131ZM228 199V197H227ZM122 200V199H121ZM145 200V199H144ZM190 200V199H189ZM80 201V200H79ZM118 201V200H117ZM129 201V200H128ZM135 201V207L137 208L138 206L140 207V209H142L141 203ZM131 201V202H133ZM142 201V200H140ZM173 201V200H172ZM231 201V200H230ZM99 202V201H97ZM121 202V201H120ZM192 202V201H191ZM100 203V202H99ZM109 203V201H108ZM126 203V202H125ZM144 203V202H143ZM189 203V202H187ZM233 203V202H232ZM235 203V202H234ZM123 204V202H122ZM180 204V205H179ZM132 205V204H130ZM143 205V204H142ZM160 205L163 207V210H157V207L159 209ZM234 205V204H233ZM238 205V204H237ZM240 205V204H239ZM238 205V206H239ZM248 205V204H247ZM156 206V207H155ZM182 206V207H181ZM187 206V205H186ZM109 207V206H107ZM123 207V206H122ZM131 208V207H130ZM133 208V207H132ZM131 208V209H132ZM261 208V207H260ZM97 209V208H96ZM104 210V209H103ZM127 210V209H126ZM136 210V209H135ZM203 210V211H204ZM92 211V209H91ZM97 211V210H96ZM119 205H117V203L115 202V200L112 198L111 201V207L109 210V214L111 219H115L117 220V222L112 221L111 225L109 226V230L112 233H116L118 231H120V222H126L127 227H125V230L122 231V235L124 237V241L123 244H121L120 249H118L117 247V241H114V246H113V250L118 253V259L120 261L121 264H137V259L135 257V255H133L130 251V249L132 248V246H134V243L137 242V239L134 238L133 236V229L131 227V224L133 223L132 219H128L127 221H123L121 220L119 217ZM128 211V210H127ZM164 211H168L165 213H162ZM192 211V210H191ZM194 211V210H193ZM105 212V211H104ZM205 212H207L205 210ZM79 213V212H78ZM94 213V212H93ZM98 213V212H97ZM121 213V212H120ZM128 213H130L131 217L134 219L139 218L138 217V213L133 212L132 210L129 211ZM141 213V212H140ZM148 213V212H147ZM146 213V214H147ZM192 213V212H191ZM210 213V212H209ZM107 214V213H106ZM198 214V213H197ZM206 214V213H205ZM208 214V213H207ZM209 216V215H208ZM21 217V216H20ZM114 217V218H112ZM126 217V216H125ZM149 217V216H147ZM153 217V216H152ZM123 218V217H122ZM127 218V217H126ZM129 218V217H128ZM158 218V216H157ZM191 218V219H190ZM256 218V217H255ZM67 219H69L67 217ZM84 219V218H83ZM159 219V218H158ZM72 220V219H71ZM85 220V219H84ZM99 220V219H98ZM71 222V221H70ZM81 222V221H80ZM135 222V221H134ZM157 222V221H156ZM163 222V221H162ZM138 223V222H137ZM69 224V221H66L65 225L67 227V225ZM70 227H74V231L71 232L69 230H67V235L66 238L68 237V233L70 232L71 235L76 232L77 230V224H74L71 222ZM103 224V222H102ZM109 224V223H108ZM257 224V223H256ZM122 225V224H121ZM135 225V224H134ZM162 225V223H161ZM102 226V225H101ZM245 226V225H244ZM105 227V225H104ZM103 228V227H102ZM156 228V227H155ZM167 228V227H166ZM170 228V227H169ZM168 228V229H169ZM172 229V228H170ZM240 229V228H239ZM107 230V229H106ZM174 230V231H175ZM90 231V229H89ZM88 231V232H89ZM188 231V232H187ZM252 231V230H250ZM85 232V231H84ZM64 234V233H63ZM85 234V233H84ZM101 234V233H100ZM135 234V233H134ZM5 235V234H4ZM73 236V235H72ZM69 236V240H70V247H69V251H68V255L69 258L67 256V262L68 264H77L78 260L77 258L75 259V250H76V246H74L72 242L73 237ZM89 236V234H88ZM109 237V236H108ZM234 237L237 241L240 242L241 244V248L243 250H247L248 247L251 245V242L257 243L261 246L264 247V235H257L254 237H250L248 240L244 239L243 236H241L240 234H237L234 232ZM29 238V237H28ZM101 239V238H100ZM67 241V240H66ZM101 241V240H100ZM30 243V242H29ZM42 243V242H41ZM109 244V243H108ZM112 245V244H111ZM119 245V244H118ZM68 246V245H67ZM120 246V245H119ZM79 247L81 249H83L84 244L80 241L79 242ZM253 248V247H252ZM239 249V248H238ZM111 248L108 251V254H110L109 256H113V251ZM133 251V250H132ZM17 252V251H16ZM20 253V252H19ZM115 253V252H114ZM71 254V255H70ZM106 255V254H105ZM115 256V255H114ZM96 259V264L98 263V259L96 256H94ZM244 257V256H243ZM31 258V257H30ZM248 259V258H247ZM101 260H103V257H101ZM109 261H112V257H109L108 259ZM114 260V259H113ZM246 260V259H245ZM258 260V259H257ZM66 262V261H65ZM249 264H251V260L247 261ZM256 262V261H254ZM115 263V262H114ZM102 264H104L102 262ZM112 264V263H111ZM117 264V263H116Z\"/></svg>",
    "mask_w": 264,
    "mask_h": 264
}]
</instances>
